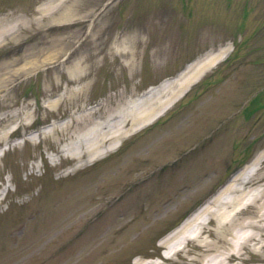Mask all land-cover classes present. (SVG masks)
I'll use <instances>...</instances> for the list:
<instances>
[{
    "label": "rangeland",
    "instance_id": "obj_1",
    "mask_svg": "<svg viewBox=\"0 0 264 264\" xmlns=\"http://www.w3.org/2000/svg\"><path fill=\"white\" fill-rule=\"evenodd\" d=\"M104 1L77 0L76 3L79 5L78 15L73 16L72 20L65 23H52L53 26L63 25L65 29L63 36H68L66 47L56 63L60 62L63 57H67L65 63L69 67H73L75 61L77 62L76 65H79L82 60L89 59L91 65L88 66L90 68L87 69L86 75L89 74L87 78L91 79L92 82L80 94L81 96H76L73 106L80 107L93 102H101L103 103L101 107L106 108L105 111L108 109L118 110L120 114L118 116H126L127 121L123 123L125 129L135 128L136 131L130 134L128 131L124 132L128 135L120 139V141H125L121 148L106 151L97 156L96 160H86L83 165L78 167L64 168L66 164L71 162L68 160L60 162V164L56 163L55 166L46 162L44 158V161L40 162L38 160L39 153L43 156L42 150L47 147L46 144L37 146L27 143L24 147L7 152L0 162V198L6 193L5 202L0 204V225L2 227L11 225L9 227L13 229L11 236H14V241L21 238L29 241L28 243L38 242L37 236L42 232L43 223L38 225L37 222L34 226L31 223L29 227L25 226L24 228L21 226V221H17L33 210L40 209V204L44 202L43 198L49 194L57 192L60 195L64 191L81 199L83 193L82 203L86 204L85 208L75 210L66 219V223L57 227L56 231L47 239H42L39 242L40 244L38 243L39 248L28 258V264H66L71 258L73 260L76 258L79 261L76 264H141L145 257H161L160 264H189L190 259L199 254L200 248L196 244L202 237H207L205 232L197 239L188 240L182 250L170 259L162 257L163 248L157 245V241L175 228L183 216L197 208L194 206L189 208L187 205L189 198L193 195V190L185 191L181 189L179 187L181 183L176 181L179 184L178 189L170 193L167 197L170 202L166 205L165 199L159 200V195L156 194L158 191H153L155 184L153 185L149 181L139 187L134 185L138 178L150 170L175 158L186 145L172 151L168 149L165 154H161L163 151L160 150L161 148H156V146L161 144L162 130L165 125L147 126L149 123L146 117L143 122L132 125L128 117L133 115V106L146 109L157 104L158 99L156 97L151 99L142 97L149 86L152 84L158 85V83L168 84L173 80V76L180 72L188 62L199 58L209 50L224 46L227 41L231 42L227 35H231L233 30L235 32L236 23H242L243 27L248 28L249 33H247H252L251 28L256 25V22L253 21L252 11L259 5L264 6V0L250 2L251 9L248 16L240 15L241 18L236 12L224 10L222 0H113L110 4L113 7L111 11L109 12L111 7L103 9L102 12L104 13H101V18H103H95L92 22V14L98 10L96 8ZM229 1L237 6L238 12L241 14L244 0ZM32 2L33 0H4V2L0 0V17H5V13H8L5 10L6 7L2 6L3 3L12 6L10 11H16L14 15L26 19V23L22 24V31L25 32L21 36L22 38L19 34L21 32L16 31L17 37L21 39H8L10 37L7 36L0 39V56L6 49L12 50V56L15 49H22L25 52L23 56L25 54L30 56L35 52L34 49L29 47L30 43L31 45L32 43L43 44L39 34L44 32L51 23L47 21L48 17H44L41 12L32 10ZM92 3L97 4V6L89 14L88 11L94 7L90 5ZM185 6L186 8H184ZM247 6H249L248 3ZM25 8L31 10L26 17L21 14ZM183 10L188 17V21L182 16ZM76 23H78L77 27L81 29V35L75 38V35L72 34L75 31ZM195 26H200L198 32ZM99 27L102 28V32L95 33ZM91 28L92 32L89 34ZM70 34L72 37H69ZM91 35L93 38H101L98 44H100L102 51L98 55V62L94 64L91 58L99 51L100 46H98L96 52L94 51L93 41L85 46H83L85 41H82L80 43L82 44L81 47H77L81 40L91 39ZM127 35L136 37L140 44L128 48L126 39H123L129 38ZM261 35L262 33L259 36L257 34L255 40H258ZM113 38L115 44H113ZM120 38L122 40L119 46V49L122 48L120 51L121 56L114 53V46ZM24 41H26V44H24ZM236 49L238 50L234 53L235 58L242 57L247 51L243 41ZM19 57L20 55L18 57L13 56L9 63L2 64L1 67L21 63ZM112 58H114L113 61ZM243 63L244 60L241 61V64ZM250 65L253 68L263 67L264 57L257 58ZM42 69L47 70L40 72L37 75V80L34 78L33 81L25 80L24 83L16 86V89H12L9 94V102L0 105V107H5L0 109V133L9 128V126H2L3 120L1 118L9 115L14 110L21 115L29 114L18 132L25 130L26 121L37 118L41 122L49 119L48 115H62L69 112L70 108H66L65 101L59 104L57 112L47 108L49 101L53 100L54 93L69 89V86L65 83L67 76L63 73L66 69L64 68V71H61L62 68L52 67L51 65H47ZM206 73L208 75L206 74L204 80H201V87L210 86V88H205L201 98L197 101L198 103H192V99L199 93L198 85L192 87L186 94V98H184L185 103H189L186 114L177 115L175 127L178 128L184 125L189 128L192 122L197 119H203L204 123L209 125L212 122L214 123L211 117L215 115H208L206 111L218 97L226 95L227 81L224 80L219 83L218 79H225L227 71L224 67L218 71V74L210 72V69ZM206 78H209L207 80L210 83L205 82ZM55 84H59V86L55 87ZM73 84L77 88V82ZM157 87L159 86L153 87V89H158ZM31 88H34L33 91L37 94L36 98L29 92ZM170 91L171 88L169 87L166 91L168 93H162V95L159 93L158 97L165 98L171 93ZM26 92L29 93L27 96ZM25 96L26 98H24ZM28 97H30L29 100ZM63 104H65L64 108H62ZM102 111L104 110L99 112ZM170 114L167 112L164 118H167ZM187 116L188 119H185ZM164 118L162 117L160 122ZM16 121H20V118ZM14 123L18 124V122ZM179 124L181 125L179 126ZM150 129L153 130L150 132ZM215 138L217 139L216 136ZM241 148L242 146L236 143L228 148L225 145L216 144L212 159L213 163L204 166L201 172L202 177L210 174L213 170L218 173L221 172L222 170L219 167H222L226 161L231 167L241 165L249 156L248 151L242 153ZM129 150L131 151L130 155L128 154ZM117 168L119 170H116ZM126 168H130L132 171L128 174V177L121 178L120 175H124L122 170ZM179 176L180 174L177 172L174 180ZM171 177L159 179L163 188L172 183ZM18 185L20 188L17 190ZM4 189H7L5 193L2 192ZM179 190L181 192L176 195ZM123 191L128 192V194L122 195L121 200L123 201L120 202V200L119 203L108 208V205L113 202L112 199ZM25 192H27L26 195ZM129 193H133V195L131 196ZM35 194H38V199L35 198ZM32 196L35 197L31 199ZM52 198L58 207V211L62 212L64 206L58 201L57 195ZM128 199H141L142 201L146 200V202L143 201L142 206L136 208L135 203H132L133 200ZM108 202L109 204L106 205ZM150 202L154 203L153 206L150 205ZM129 204L133 206L132 212L128 215L130 218L122 221L121 214H124L130 208L128 207ZM102 210L104 211L102 219L100 218L92 223L99 217L98 212ZM57 220L58 217L53 216L52 219H46L45 222L50 223ZM211 224L213 222L204 225V231H209ZM32 226L33 228H31ZM144 226H150L149 228L152 231L146 229L143 231ZM80 229L86 230L80 237L73 240L75 242L70 246H65L69 243V237ZM2 244L7 245V240ZM6 250L7 247L2 248L0 255L4 254ZM243 252L244 255L241 261L244 264L264 263V250L263 255L252 254L248 247ZM101 253H106L112 259L108 260L107 256L100 257ZM95 255L98 259L93 261L92 258ZM104 257L107 259H104ZM134 258L136 260L132 262Z\"/></svg>",
    "mask_w": 264,
    "mask_h": 264
},
{
    "label": "bare ground",
    "instance_id": "obj_2",
    "mask_svg": "<svg viewBox=\"0 0 264 264\" xmlns=\"http://www.w3.org/2000/svg\"><path fill=\"white\" fill-rule=\"evenodd\" d=\"M68 2L69 0H58L57 2L50 0L38 9L44 17H48L47 21L51 23L44 32L39 34L43 44H32L30 47L35 52L30 56L25 54L21 66L3 68L4 73L0 74V94L6 90L9 84L17 81L20 76L28 77L32 71L59 58L66 47L68 36H63L65 31L63 26H53L52 23L57 24L65 20H72L73 16L79 14V5L72 3L67 6ZM90 5L95 6V3ZM62 6L63 8H61ZM20 23V21L13 23L11 20L0 18V39L15 35ZM24 23L25 21H22V24ZM77 25L78 23L75 24V31L72 34L75 35V38L81 35V29ZM92 41L93 39H90L86 42V45ZM223 54L224 51H220L206 56L203 61L190 68L189 72L191 74L186 79H184V76L188 74H182L181 81L178 84V94L160 104L153 114H151L152 110L139 109L138 111H132V124L143 121L145 117L151 121L159 116L177 95H181L188 88L194 78L207 66L212 65L214 61L220 60ZM84 62L86 61H81V64ZM73 94L74 91L70 95L74 96ZM58 102L53 101L49 106L53 107ZM126 121V117H120L115 123L104 122L101 124L96 122L93 111H90L73 118L72 123L63 122L51 125L48 130L42 132V137H51L53 143L57 145H60L63 141H69L64 149L66 152H72L74 158L78 160H81L85 155L88 156L89 160H92L104 150L114 148L113 142L122 135L120 128ZM117 125H120V128ZM59 129L61 134L55 136ZM12 131H6L0 136V144L8 141ZM30 141H33V139H30ZM64 155L68 156L67 153H64ZM263 157L264 151L255 158L251 167H245L238 173L223 191L164 236L158 243L164 248L162 256L173 258L174 254L181 250L188 239L197 238L200 235L203 225L209 219H212L215 223L209 231L211 239L202 238L198 241V245L202 249L201 254L194 256L189 264H237L235 261L241 258L245 246H252L251 250L257 251L256 245L264 238V170L258 171L256 167L262 161L264 162ZM37 244V242H34L25 245L22 252V263L37 249ZM143 264H159V262L148 260Z\"/></svg>",
    "mask_w": 264,
    "mask_h": 264
}]
</instances>
